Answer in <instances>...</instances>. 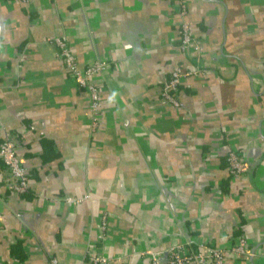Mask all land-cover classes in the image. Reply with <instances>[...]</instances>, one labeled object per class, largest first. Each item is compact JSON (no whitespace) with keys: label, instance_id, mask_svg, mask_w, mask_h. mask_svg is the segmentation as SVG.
I'll return each mask as SVG.
<instances>
[{"label":"crops","instance_id":"obj_1","mask_svg":"<svg viewBox=\"0 0 264 264\" xmlns=\"http://www.w3.org/2000/svg\"><path fill=\"white\" fill-rule=\"evenodd\" d=\"M180 3L198 52L178 47ZM58 35L81 67L108 63L94 130ZM175 66L199 71L177 106L161 95ZM4 131L28 188L0 159V264H151L144 252L185 241L264 264V0H0ZM240 238L248 255L230 250Z\"/></svg>","mask_w":264,"mask_h":264},{"label":"built area","instance_id":"obj_2","mask_svg":"<svg viewBox=\"0 0 264 264\" xmlns=\"http://www.w3.org/2000/svg\"><path fill=\"white\" fill-rule=\"evenodd\" d=\"M180 36L179 49L186 52L191 49L198 52L200 44L194 39L190 32L189 24L184 18L186 10L184 5H180ZM47 40L56 46V56L60 58L65 70L74 79L75 83L85 89L88 95V111L90 117V129L94 130L98 122L99 93L97 85L92 81V76L102 72L108 63L104 60L96 59L89 65L81 67L76 56L66 43L65 37L58 35ZM198 69H184L180 66L173 67L168 77L163 83L161 95L174 106L178 105L175 97L178 85L190 74L198 73ZM0 159L9 172V186L17 193H23L28 188L27 172L22 166L20 158L15 151V141L8 131H4L0 140ZM226 163L228 173L232 176H238L246 170L240 154L236 150H228L226 154ZM72 201H79V198H70ZM105 219V214L102 215ZM244 238H240L238 244L230 250L237 254L248 255L250 252L246 248ZM206 251L200 252L198 244L185 241L184 244L170 245L158 250H148L147 255L151 258V264H225L224 250L217 246L200 244ZM145 253V252H144ZM112 257L102 254L90 255L89 259L80 264H107L112 261ZM55 263L54 259L52 261Z\"/></svg>","mask_w":264,"mask_h":264},{"label":"rangeland","instance_id":"obj_3","mask_svg":"<svg viewBox=\"0 0 264 264\" xmlns=\"http://www.w3.org/2000/svg\"><path fill=\"white\" fill-rule=\"evenodd\" d=\"M180 5H182V3H180ZM189 24V23H188ZM190 28V27H189ZM191 32V31H190ZM241 157V156H240ZM242 159V158H241ZM243 163H244V161H243ZM245 165V164H244ZM195 244H198V246H199V251L200 252H205L206 250L200 245L201 243L199 242V241H197V242H195ZM148 251V250H147ZM145 255H147V253L145 252L144 253ZM148 256V255H147ZM149 257V256H148ZM150 258V257H149ZM151 259V258H150Z\"/></svg>","mask_w":264,"mask_h":264},{"label":"water","instance_id":"obj_4","mask_svg":"<svg viewBox=\"0 0 264 264\" xmlns=\"http://www.w3.org/2000/svg\"><path fill=\"white\" fill-rule=\"evenodd\" d=\"M251 252V251H250Z\"/></svg>","mask_w":264,"mask_h":264}]
</instances>
